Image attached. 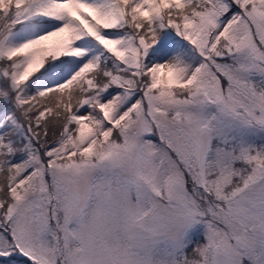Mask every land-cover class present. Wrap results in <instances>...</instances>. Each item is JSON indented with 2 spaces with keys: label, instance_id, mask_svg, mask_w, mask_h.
<instances>
[{
  "label": "snow or ice",
  "instance_id": "6c2138e0",
  "mask_svg": "<svg viewBox=\"0 0 264 264\" xmlns=\"http://www.w3.org/2000/svg\"><path fill=\"white\" fill-rule=\"evenodd\" d=\"M0 264H264V0H0Z\"/></svg>",
  "mask_w": 264,
  "mask_h": 264
}]
</instances>
